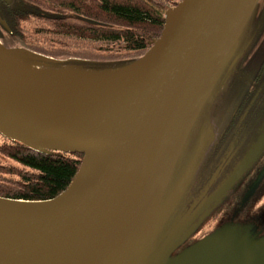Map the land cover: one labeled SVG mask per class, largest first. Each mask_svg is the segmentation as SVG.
<instances>
[{"label": "water", "instance_id": "1", "mask_svg": "<svg viewBox=\"0 0 264 264\" xmlns=\"http://www.w3.org/2000/svg\"><path fill=\"white\" fill-rule=\"evenodd\" d=\"M259 2L183 0L166 12L150 50L115 70L39 67L0 43L1 52L40 70L113 74L78 99L49 107L27 102L0 81L2 136L40 152L82 156L56 198H0L37 206L0 216V264H264V237L242 238L235 229L161 263L183 248L182 229L229 186L190 219L171 222L200 151L165 200L175 167ZM163 233H170L166 241Z\"/></svg>", "mask_w": 264, "mask_h": 264}, {"label": "trees", "instance_id": "2", "mask_svg": "<svg viewBox=\"0 0 264 264\" xmlns=\"http://www.w3.org/2000/svg\"><path fill=\"white\" fill-rule=\"evenodd\" d=\"M176 1L177 6L182 0ZM262 1L243 33L248 29L249 33L255 32L258 20L262 19L258 15ZM168 2L172 3V0ZM171 8L167 0H0V42L8 48L20 49L19 57L41 66L88 71L115 70L119 68L107 67L128 65L149 51L163 32L165 15ZM235 56L205 104L184 152L190 143L206 145L196 132L201 120H208L205 116L213 113L215 93ZM32 57L42 59L33 61ZM45 59L56 63L49 64ZM6 140L9 145L0 148V152L13 163H8L6 167L0 164V198L3 199L23 202L52 200L65 191L81 164L82 156L78 154L45 153ZM198 153L196 170L204 156L203 148L197 149L190 159L191 164ZM180 169L181 166L175 167V186L185 173L179 178Z\"/></svg>", "mask_w": 264, "mask_h": 264}, {"label": "flooded vegetation", "instance_id": "3", "mask_svg": "<svg viewBox=\"0 0 264 264\" xmlns=\"http://www.w3.org/2000/svg\"><path fill=\"white\" fill-rule=\"evenodd\" d=\"M175 2L167 0L172 8L176 7ZM258 10L262 19L255 32L249 33L248 29L243 33L229 72L215 93L213 113L198 126L196 134L206 145L190 143L176 165L181 166L180 178L196 150L203 148V159L198 162L192 183L182 195L171 222L190 219L229 184L187 229H182L181 252L226 229H235L242 238L251 234L253 241L264 237V0ZM8 145L0 134V148ZM3 158L6 157L0 152V164L6 167L9 162L1 161ZM174 177L165 200L177 182ZM163 234L166 241L170 233Z\"/></svg>", "mask_w": 264, "mask_h": 264}, {"label": "bare ground", "instance_id": "4", "mask_svg": "<svg viewBox=\"0 0 264 264\" xmlns=\"http://www.w3.org/2000/svg\"><path fill=\"white\" fill-rule=\"evenodd\" d=\"M113 74L37 69L0 51V81L33 105H64L95 89ZM37 208L0 200V216L28 213Z\"/></svg>", "mask_w": 264, "mask_h": 264}, {"label": "rangeland", "instance_id": "5", "mask_svg": "<svg viewBox=\"0 0 264 264\" xmlns=\"http://www.w3.org/2000/svg\"><path fill=\"white\" fill-rule=\"evenodd\" d=\"M1 161H8L9 163L11 162V163H13V160H11V159H9V158H3ZM232 239H233V241H234V235H235V233H234V231L232 232ZM247 242V241H246ZM183 250V249H182ZM181 251V249H174V250H172V251H170V252H168L167 253V255H166V258H164L162 261H161V263H164V262H166V260H169L171 257H173L176 253H179ZM260 251V250H259Z\"/></svg>", "mask_w": 264, "mask_h": 264}]
</instances>
